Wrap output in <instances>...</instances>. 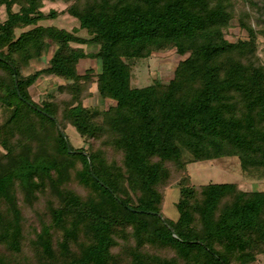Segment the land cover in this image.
I'll return each mask as SVG.
<instances>
[{"label": "trees", "instance_id": "1", "mask_svg": "<svg viewBox=\"0 0 264 264\" xmlns=\"http://www.w3.org/2000/svg\"><path fill=\"white\" fill-rule=\"evenodd\" d=\"M43 2L0 0V264L256 261L264 191L196 185L187 166L236 156L245 170L264 168V66L256 54L264 2L250 0L257 28L245 12L237 22L247 39L236 41L225 37L231 0H74L65 9L79 23L72 31L37 25L60 14L44 13ZM51 46L47 66L24 75ZM166 47L186 55L173 77L131 86L129 62ZM86 58L99 72L78 73ZM42 75L63 80L61 96L31 98L28 87ZM93 78L99 96L115 102L103 111L82 104ZM172 181L176 220L162 213Z\"/></svg>", "mask_w": 264, "mask_h": 264}, {"label": "rangeland", "instance_id": "2", "mask_svg": "<svg viewBox=\"0 0 264 264\" xmlns=\"http://www.w3.org/2000/svg\"><path fill=\"white\" fill-rule=\"evenodd\" d=\"M74 0H44L41 10L44 13H48L50 10H55L60 14L56 18H47L37 22V25H54L59 28L71 30L74 27H78V20L69 15L65 9ZM255 4H261L264 0H251ZM230 11L232 13L231 23L225 30V37L230 41H236L237 39H247V32L241 28L237 22L238 17L243 16L244 13L250 14L245 21L253 23L256 12V7H252L250 0H231ZM16 7H14L15 9ZM6 18V12L4 6L0 7V21ZM255 28L256 25H254ZM30 27H25L16 30V35L20 31L26 30ZM81 37L88 39L90 36L84 29H79L76 33ZM257 49L256 54L259 58V63L264 66V35L258 34L256 39ZM74 46H81L80 44L72 43ZM86 51H96L97 47L93 44H84ZM54 47L51 46L46 53L38 59L31 60V64L23 69V74H29L35 69L47 66L49 56L52 54ZM186 55H179L175 48L166 47L152 52L148 57L137 59L133 62L130 60L131 69V86L143 87L151 85L153 83H167L174 73V69L178 62L184 59ZM91 68L93 73H97L100 70V64L97 60L86 58L81 59L77 64L78 73H84L86 69ZM94 82H91L88 91L89 95H86L82 99V104L85 107H96L99 111H103L115 104L111 99L101 98L96 90L95 78ZM62 84L63 80L59 77L51 75L40 76L33 85L28 87L29 94L34 101L40 102L45 98L47 92L54 91L56 96L62 94L57 90V85ZM100 120V117L97 118ZM67 133L70 136V141L73 145L80 146L81 139L74 127L69 126ZM187 175L190 177L191 182L196 185L208 183V182H233L238 188L242 190H259L264 191V168H252L245 170L240 162V159L236 156H227L210 161H201L189 163L187 166ZM71 186L78 192H83L81 187L71 184ZM179 198V186L177 181L170 182L164 188V200L162 205L163 216L176 220L178 218V210L176 208V202ZM36 207H40L39 204H35ZM24 214L28 219L27 223H31L34 220L33 212L28 208L24 209ZM251 264H264V252L259 254Z\"/></svg>", "mask_w": 264, "mask_h": 264}]
</instances>
